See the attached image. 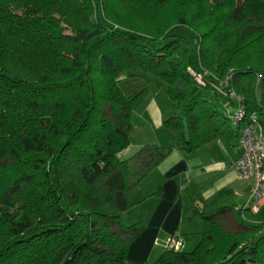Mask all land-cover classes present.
<instances>
[{
	"label": "trees",
	"instance_id": "1",
	"mask_svg": "<svg viewBox=\"0 0 264 264\" xmlns=\"http://www.w3.org/2000/svg\"><path fill=\"white\" fill-rule=\"evenodd\" d=\"M179 3L199 10L146 13L159 25L151 39L101 0H0V264H264V203L235 208L228 188L189 206L188 219L202 225L192 250L127 261L144 227L122 220L130 192L172 147L122 157L140 95L123 93L122 73L163 82V124L180 150L231 145L251 113L264 134V0ZM225 103L240 104L243 120ZM227 211L238 229L222 225Z\"/></svg>",
	"mask_w": 264,
	"mask_h": 264
},
{
	"label": "rangeland",
	"instance_id": "2",
	"mask_svg": "<svg viewBox=\"0 0 264 264\" xmlns=\"http://www.w3.org/2000/svg\"><path fill=\"white\" fill-rule=\"evenodd\" d=\"M103 1L108 2V6H110V9H113L114 14L119 16V20L124 24V26L133 27L136 30H140L142 31V34L151 39L152 37L155 38L157 34L150 35L148 31L158 28L159 25L158 23H155L156 19L151 20L152 18L150 15L148 16L146 13H152L155 8L156 10L159 8L161 12L169 15L179 8L181 11L186 9L188 15L194 16L199 10L197 5L198 3H193V7H191L188 11L187 8H183L182 4L179 3L180 0H170L166 5L160 6H157V4L154 6L152 0H101L102 3ZM185 1L186 0H182V3ZM204 17L207 20L209 15L207 14ZM201 18L202 17L199 19ZM164 38V36H161L159 37V40L163 41ZM197 53H199V51H197ZM201 53L203 54L201 51L199 53V57L201 56ZM191 73L195 74V72L192 70ZM195 79L196 81L199 80L196 78V76ZM198 82L202 83V79ZM120 86L123 93L126 95L140 92V95H138L139 97L136 103L133 105L131 111L132 130L129 135L130 143L128 147L122 152V157H132V155H134L144 145L162 144L169 147L174 146L171 132L163 124V119L170 110L166 86L163 84V82L159 78H153L147 72L127 70L120 76ZM216 143L217 142L214 141V143L211 144H203L196 151L186 153L189 162H191V167H197L198 158L202 163L199 164V166L205 169L217 168V166H212L213 162L219 165L227 162L233 154L230 146L225 141H220L218 144ZM129 168L131 171L136 169L132 162H130ZM229 170L230 169H224L223 172H217L219 170H210L208 171V173H211L209 175L203 177L198 175L195 177V179L193 178L191 180L189 189L198 191L197 184L206 185L209 184L207 182H211L213 180L219 179L222 181V178H232L231 172H229ZM154 176L155 173L152 171V173L145 180H143L139 185L133 187V192L129 197V200L132 203L131 207L129 208L130 211L129 213H126L122 216L124 223L130 224L135 222L137 220L136 215L141 212L140 209H142L144 212V210L151 205L152 199L150 197H147L148 199H146V196L150 194L151 188L155 185L154 181H152ZM239 182L240 181L237 179L234 181L235 184H238ZM143 197H145V201L138 203L137 201L143 199ZM243 199V195L242 197H235L231 203L238 206L241 205ZM227 222V220L226 222H222L224 228L227 230H233L234 228L231 227V224H227ZM191 224L197 226L196 230L200 232L202 227L200 219L194 222L189 221L187 226ZM183 229H185L183 230V233H188L191 231L189 230V227H185ZM196 236H198L199 241L200 234H197ZM188 240L190 241V239ZM194 246L195 244L191 246V243L186 239V244L182 247V249L185 251H190L194 248ZM161 253L157 254V256H155L152 261L157 259Z\"/></svg>",
	"mask_w": 264,
	"mask_h": 264
},
{
	"label": "crops",
	"instance_id": "3",
	"mask_svg": "<svg viewBox=\"0 0 264 264\" xmlns=\"http://www.w3.org/2000/svg\"><path fill=\"white\" fill-rule=\"evenodd\" d=\"M222 109L229 116L234 111L232 104H222ZM214 141L218 144V142L222 140L216 139L209 143H214ZM209 143H206V145ZM229 146L233 154L225 163L219 165L213 162L212 166H217V168L205 169L200 167L199 164L202 163L199 158L197 167L193 168L191 167V162H189L187 158L186 153L189 152H185L175 146H171L172 149L169 151L167 156L156 167L148 171V173L137 185L145 180L152 173V171L155 173L152 180L155 185L153 184L154 187L151 188L150 194L146 196V199L150 197L152 202L151 205L144 210V212L140 209L141 212L136 215L137 220H141L144 227L141 233L129 245L127 250V261L133 263H147L152 261L157 254L166 249V240L171 235L181 236L183 238V246L186 244V239L191 243V246L194 244L196 246L198 243V236L196 235L200 232L196 230L197 226H194L193 224L187 226L189 221L194 222L188 219V208L192 204L199 205L200 200L211 199L217 191L223 188H228L232 191L231 201L235 197H242L243 195L244 199L241 205L248 202L251 180L238 178L233 167L234 162L241 154V150L238 146V140H234ZM224 169H230L229 172H231L232 178H222V181L219 179L213 180L211 182H207L209 184L206 185L197 184L198 191L189 189L191 180L193 178L195 179L198 175L203 177L211 174L208 173L210 170H219L217 172H223ZM236 179L240 181L238 184L234 183ZM132 192L133 189L131 190L130 195ZM144 198L145 197L137 202L140 203L145 201ZM241 205L233 206L237 208ZM129 211L130 210H127L123 213V215L129 213ZM220 219L222 222H226L227 220V224H231V227L234 228L233 230L239 228V224L232 211L225 212L220 216ZM197 220L198 219L195 221ZM185 227H189V230L191 231L183 233V230H185L183 228ZM188 239H190V241Z\"/></svg>",
	"mask_w": 264,
	"mask_h": 264
},
{
	"label": "built area",
	"instance_id": "4",
	"mask_svg": "<svg viewBox=\"0 0 264 264\" xmlns=\"http://www.w3.org/2000/svg\"><path fill=\"white\" fill-rule=\"evenodd\" d=\"M193 75L199 80L202 79L199 74ZM229 96L238 103L241 100V97L233 90L229 92ZM244 113V108L237 104L230 117L236 123L243 120ZM242 124L238 136V146L241 154L234 162L233 167L239 178L251 180L248 202L245 206L256 212L264 203V134L254 113H251L247 121H243ZM182 247L183 238L181 236L171 235L167 238V249L176 251L182 249Z\"/></svg>",
	"mask_w": 264,
	"mask_h": 264
}]
</instances>
